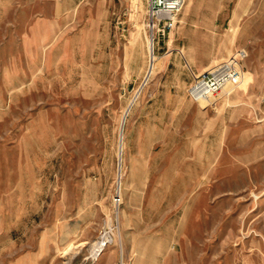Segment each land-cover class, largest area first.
<instances>
[{"label": "rangeland", "instance_id": "374dc122", "mask_svg": "<svg viewBox=\"0 0 264 264\" xmlns=\"http://www.w3.org/2000/svg\"><path fill=\"white\" fill-rule=\"evenodd\" d=\"M148 6L0 0V264H264V0Z\"/></svg>", "mask_w": 264, "mask_h": 264}, {"label": "built area", "instance_id": "2783aa9c", "mask_svg": "<svg viewBox=\"0 0 264 264\" xmlns=\"http://www.w3.org/2000/svg\"><path fill=\"white\" fill-rule=\"evenodd\" d=\"M148 12L150 21L148 26L151 31L157 24L169 23L180 12L184 0H148ZM247 55L245 50L238 53L237 58L225 62L216 69L205 70L195 75L193 82L188 88V93L194 101H213L218 95L228 89L238 87L245 75L240 60ZM120 201V197L115 199Z\"/></svg>", "mask_w": 264, "mask_h": 264}, {"label": "crops", "instance_id": "0c3cea01", "mask_svg": "<svg viewBox=\"0 0 264 264\" xmlns=\"http://www.w3.org/2000/svg\"><path fill=\"white\" fill-rule=\"evenodd\" d=\"M252 77H250L249 75H247L246 78V85L243 87L244 91L246 90H252L251 88H253V85L250 83L251 82ZM246 87V88H245Z\"/></svg>", "mask_w": 264, "mask_h": 264}, {"label": "bare ground", "instance_id": "6f19581e", "mask_svg": "<svg viewBox=\"0 0 264 264\" xmlns=\"http://www.w3.org/2000/svg\"><path fill=\"white\" fill-rule=\"evenodd\" d=\"M110 242V239H103L100 242L98 241L97 244L99 243V249H104V247ZM99 252V251H98Z\"/></svg>", "mask_w": 264, "mask_h": 264}]
</instances>
